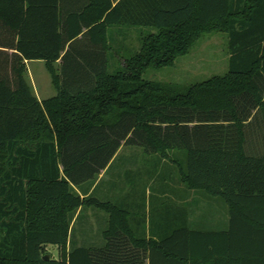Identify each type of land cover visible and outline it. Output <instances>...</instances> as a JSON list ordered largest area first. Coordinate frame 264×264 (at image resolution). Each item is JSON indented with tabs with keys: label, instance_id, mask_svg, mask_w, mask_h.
Segmentation results:
<instances>
[{
	"label": "trees",
	"instance_id": "obj_1",
	"mask_svg": "<svg viewBox=\"0 0 264 264\" xmlns=\"http://www.w3.org/2000/svg\"><path fill=\"white\" fill-rule=\"evenodd\" d=\"M120 27L157 32L109 73ZM207 30L227 33L224 77L185 93L142 79ZM26 61L45 63L55 96L36 99ZM122 146L180 153L178 181L220 199L227 230L190 228L164 198L139 232L81 198ZM82 207L108 215L104 245L65 252ZM48 245L64 259L43 260ZM0 264H264V0H0Z\"/></svg>",
	"mask_w": 264,
	"mask_h": 264
},
{
	"label": "rangeland",
	"instance_id": "obj_2",
	"mask_svg": "<svg viewBox=\"0 0 264 264\" xmlns=\"http://www.w3.org/2000/svg\"><path fill=\"white\" fill-rule=\"evenodd\" d=\"M156 32L152 28L120 27L110 29L108 31L109 39H111V48L108 51V72L112 73L121 68V60L129 58L139 50L143 37L155 34ZM227 42V33L224 30H207L200 34L188 51L178 56L171 66L160 69L149 68L143 73L142 79L150 83L167 86L179 93H185L191 87L206 83L212 79L222 78L227 73ZM119 47L122 48L119 50ZM26 66V80L30 86L32 85L36 97L45 99L54 96L55 88L49 74L44 68V64L40 61H31ZM125 153V149H123L118 159L115 160L111 169L112 174L120 173L119 171L124 165ZM146 167L148 170V180L149 175L154 174L156 179L159 177L164 179V188L168 186L176 188L171 193L170 190H165L161 202L167 201L164 198L170 200L171 196L183 200L187 206V218L190 227L203 228L205 225H208L211 213L217 211L219 206L220 208L222 207V219L225 218L227 221V207L220 199L210 198L200 191H191L187 189L186 185L178 181L181 175L180 167H184L180 153L170 152L169 158L166 160L160 159L158 155H147ZM166 179L171 181V183ZM165 181L168 183L165 184ZM149 182L148 186L151 188L153 185ZM150 193V196L149 192L147 194L146 209L141 208L142 214L138 216L141 222L140 230H144L146 233H148L149 228L152 229V224H149V218L154 216V200L158 197L153 188H151ZM75 228L76 225L73 226L72 232L69 235L65 252L76 248ZM145 232H142L144 237H146ZM98 238H100V233L95 238L89 240L95 241ZM94 243L98 244V242ZM103 245L104 241L101 239L100 245H97L95 248H101ZM41 254L43 257L46 256L48 258L46 261L49 262L64 259V251L52 245L44 247Z\"/></svg>",
	"mask_w": 264,
	"mask_h": 264
},
{
	"label": "crops",
	"instance_id": "obj_3",
	"mask_svg": "<svg viewBox=\"0 0 264 264\" xmlns=\"http://www.w3.org/2000/svg\"><path fill=\"white\" fill-rule=\"evenodd\" d=\"M9 53H12V51H9ZM29 62L31 61H26L25 66ZM40 62L44 64V68L49 74L45 66V63L43 61ZM54 67L58 74L60 61H57L56 64H54ZM55 94H56V90H55ZM51 97L45 99H39L36 97V99L39 102H41ZM123 149H125L126 152L124 154L125 159H124L123 168L120 169L119 171L120 173L114 175L111 173L112 166L115 160L118 159L119 154ZM146 157L147 155L143 152V150L140 147L122 146L118 150L117 154L112 159L110 164L106 167V169L101 171L100 174L95 179L74 189L81 198L90 197L102 203H110L116 208H119L121 211H124L125 213H127L129 218L128 221L129 227L132 230H138L140 232L141 222L139 219L136 220V217L141 216L142 214L141 208L144 210L146 209L147 194L149 192V196H150L151 188H153L154 192L158 194L157 195L158 197L154 200V207L159 210L162 208L161 201L163 198L164 191L170 190L171 193L174 189H176L173 188L172 186L171 187L168 186L167 188H164V182L162 180V177L156 179L155 178L156 176H154V174L149 175V180H148ZM166 180L171 183V181H169L168 179ZM149 181L153 185L151 188L150 186H148ZM168 182L165 181V184H167ZM169 207L171 208V210H175L183 207L187 208L183 200L176 199L173 196L170 197ZM224 219H222V207L220 208L219 206V209L217 211H213L211 213L209 218L210 223L208 225H205L203 228H195V229L213 231V232L226 231L228 228V224H227L228 217H227V221L226 219L225 220ZM74 225H76L75 247L86 248V249L95 248L97 247V245H100L101 239H103L102 238L103 232L106 231L108 228V215L102 211H98L93 208L82 207L75 212L70 225V231H72ZM99 233H100V238H98L95 241L89 240L91 238H95L97 234L99 235ZM94 242L96 243L98 242V244H95Z\"/></svg>",
	"mask_w": 264,
	"mask_h": 264
},
{
	"label": "water",
	"instance_id": "obj_4",
	"mask_svg": "<svg viewBox=\"0 0 264 264\" xmlns=\"http://www.w3.org/2000/svg\"><path fill=\"white\" fill-rule=\"evenodd\" d=\"M47 259H48V258H47L46 256H45V257H43V260H45V261H46Z\"/></svg>",
	"mask_w": 264,
	"mask_h": 264
}]
</instances>
